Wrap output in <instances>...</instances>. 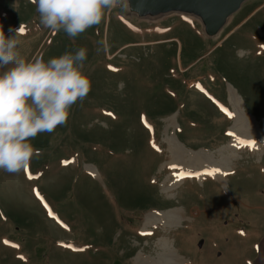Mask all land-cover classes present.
Wrapping results in <instances>:
<instances>
[{
  "label": "rangeland",
  "instance_id": "obj_1",
  "mask_svg": "<svg viewBox=\"0 0 264 264\" xmlns=\"http://www.w3.org/2000/svg\"><path fill=\"white\" fill-rule=\"evenodd\" d=\"M160 14L115 9L72 39L0 0L26 60L86 47L92 84L30 141L27 171H0V264H263L264 0L212 36L196 14Z\"/></svg>",
  "mask_w": 264,
  "mask_h": 264
},
{
  "label": "clouds",
  "instance_id": "obj_2",
  "mask_svg": "<svg viewBox=\"0 0 264 264\" xmlns=\"http://www.w3.org/2000/svg\"><path fill=\"white\" fill-rule=\"evenodd\" d=\"M28 2L35 6L44 29L63 31L72 39L100 25L113 10L127 12L130 7V0ZM23 33L21 26L15 35L7 37L0 28V171L13 175L25 171L34 154H40L30 141L66 125L72 107L82 104L92 87L83 70L86 47L65 51L47 61L26 60L18 50V37ZM100 51L97 47V54Z\"/></svg>",
  "mask_w": 264,
  "mask_h": 264
},
{
  "label": "water",
  "instance_id": "obj_3",
  "mask_svg": "<svg viewBox=\"0 0 264 264\" xmlns=\"http://www.w3.org/2000/svg\"><path fill=\"white\" fill-rule=\"evenodd\" d=\"M246 0H130L132 11L147 15L179 12L200 17L208 35H216ZM183 11V12H182Z\"/></svg>",
  "mask_w": 264,
  "mask_h": 264
},
{
  "label": "bare ground",
  "instance_id": "obj_4",
  "mask_svg": "<svg viewBox=\"0 0 264 264\" xmlns=\"http://www.w3.org/2000/svg\"><path fill=\"white\" fill-rule=\"evenodd\" d=\"M171 12H173V11H171ZM171 12H168V14L169 13H171ZM183 12V11H182ZM237 12V11H236ZM179 13V12H178ZM164 14H166V13H161L160 15H164ZM183 14V13H182ZM188 14H190V15H193V13H190V12H188ZM237 103V102H236ZM237 106L238 105H236V109H237ZM238 110V109H237ZM237 119L238 120H240V122L238 123V125L243 129V127L242 126H244L243 125V122L245 121V118H243V117H241V115H240V111L238 110V112H237ZM241 124V125H240ZM244 130V129H243ZM178 149H179V147H178ZM174 151V159H177V158H179V159H183V158H185L184 157V155H186L185 153H183L182 151H179V150H173ZM189 157H190V159L187 161V162H189V163H187V166H195V165H198V162H200V166H199V168L198 169H201V168H208V170H210V171H212L213 173H214V175H216L217 177L219 176V172L221 171L219 168H217V167H214L213 165H211V163H209L208 164V162L206 163V161H205V159L204 160H202L201 159V157H200V159L197 161V160H195L196 158H195V156H193V155H189ZM198 159V158H197ZM189 164V165H188ZM194 164V165H193ZM219 166V165H218ZM222 173V172H221ZM166 215V214H165ZM158 218V217H157ZM162 218V216H160V218L159 219H161ZM151 217H149V218H147V223H149L150 221H151ZM155 219V218H154ZM174 219V218H173ZM158 220V219H157ZM162 220L163 221H169V218L167 217V219H165L164 218V216H163V218H162ZM175 222V221H174ZM172 252V251H171ZM164 257V256H163ZM170 257V256H169ZM140 259V258H139ZM164 259H165V257H164ZM163 259V260H164ZM143 260V259H142ZM174 261V260H173ZM175 261L176 262H178L179 261V259H178V257L177 258H175ZM153 263V262H152Z\"/></svg>",
  "mask_w": 264,
  "mask_h": 264
},
{
  "label": "trees",
  "instance_id": "obj_5",
  "mask_svg": "<svg viewBox=\"0 0 264 264\" xmlns=\"http://www.w3.org/2000/svg\"><path fill=\"white\" fill-rule=\"evenodd\" d=\"M97 34V33H96ZM98 37L102 36V33L101 34H97Z\"/></svg>",
  "mask_w": 264,
  "mask_h": 264
},
{
  "label": "snow or ice",
  "instance_id": "obj_6",
  "mask_svg": "<svg viewBox=\"0 0 264 264\" xmlns=\"http://www.w3.org/2000/svg\"><path fill=\"white\" fill-rule=\"evenodd\" d=\"M25 171H27V169H25ZM32 177L31 176H29V179H31Z\"/></svg>",
  "mask_w": 264,
  "mask_h": 264
},
{
  "label": "crops",
  "instance_id": "obj_7",
  "mask_svg": "<svg viewBox=\"0 0 264 264\" xmlns=\"http://www.w3.org/2000/svg\"><path fill=\"white\" fill-rule=\"evenodd\" d=\"M261 263V262H260ZM260 263H258V264H260ZM263 264H264V259H263V262H262Z\"/></svg>",
  "mask_w": 264,
  "mask_h": 264
}]
</instances>
